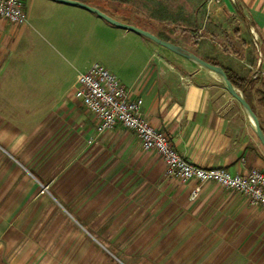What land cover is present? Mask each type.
I'll list each match as a JSON object with an SVG mask.
<instances>
[{
	"label": "crops",
	"instance_id": "1",
	"mask_svg": "<svg viewBox=\"0 0 264 264\" xmlns=\"http://www.w3.org/2000/svg\"><path fill=\"white\" fill-rule=\"evenodd\" d=\"M32 1L26 0V11ZM76 1L168 39L202 59L220 62L238 75L245 73L241 69L245 66L251 81L243 89L236 88L264 131V0H150L145 5L148 11L126 0ZM54 6L97 25L107 39L111 32L119 34L118 62L104 66L132 89L133 97L143 100L142 115L188 161L204 168L224 167L233 175L253 168L264 171V146L254 123L217 74L84 7L62 2ZM13 34L11 26H0V79L14 60ZM210 50L212 55L207 56ZM89 65L77 70L78 74ZM255 72H259L257 78H253ZM85 108L73 103L54 107L56 115L65 116L43 121L33 132L0 120V252L14 242L12 234L30 224L24 222L31 218L29 210L50 204L66 211L89 237L124 264L120 259L127 254L118 253L117 258L109 240L98 236L94 226H121L118 234L131 240L123 228L137 216L128 223L120 205L111 204L109 194L126 192L127 178L143 174L150 175L151 193L157 195L150 202L154 210L150 219L160 228L151 234L149 247L139 248L149 249V256L158 264L169 258L173 259L170 264H206L212 257H239L237 244L224 251L220 243L254 242L255 237H264L262 207L250 206L243 197L213 183L200 185L198 196L192 199L197 183L166 179L165 165L155 154H111L116 140L120 145L124 139H117L113 129L98 133L94 116ZM83 148L86 152H81ZM128 159L134 163L131 169ZM142 239L141 227L133 241ZM207 242H214V247L206 249ZM199 243L203 245L197 246ZM213 264L220 263L215 260Z\"/></svg>",
	"mask_w": 264,
	"mask_h": 264
},
{
	"label": "rangeland",
	"instance_id": "2",
	"mask_svg": "<svg viewBox=\"0 0 264 264\" xmlns=\"http://www.w3.org/2000/svg\"><path fill=\"white\" fill-rule=\"evenodd\" d=\"M126 1L148 11L145 5L148 7L150 0ZM56 3L54 0H34L28 3L26 24L16 25L0 19V26H11L14 29L15 40L10 47L14 50V60L0 79V120L4 124H13L16 129L33 132L43 121L65 116L56 115L54 107L73 103L82 109L85 108L74 95L77 70H83L85 64L93 62L107 67L118 62L117 49L121 42L118 33L111 32L110 38L107 39L97 25L58 9L54 6ZM23 27H26L25 32L21 31ZM209 52L207 56L212 55V51ZM113 131H116L117 139L123 138L125 142L121 140L118 145L116 140L115 147L112 146L109 150L111 154H124L129 157L136 153L150 152L155 154L160 164L164 163L155 150H143L133 131L121 126L114 127ZM81 152H86L85 148ZM127 166L131 169L134 163L128 159ZM164 176L174 183H179L167 176L166 168ZM148 177L150 175L143 174L127 178L126 192L109 194L111 204L120 205L121 214L125 212L128 223L132 220L131 217L137 216L136 220H132L123 228L128 238H131L130 241L123 240L124 237L118 234L121 226H94L98 236L109 240L117 258L118 253L127 254L120 259L124 264H158L157 259L149 256V249L139 248L149 247L151 234L160 228L150 219L154 213L150 202L154 201L157 195L151 193ZM219 187L246 200L237 191L220 185ZM262 209L264 210L263 207ZM27 213L31 218L25 219L24 222L30 224H24L22 230L19 228L18 232L12 234L15 236L14 242L0 252V264H122L89 237L62 208H54L49 204L45 209L29 210ZM140 217L142 221L138 220ZM123 221L125 220L122 219L121 223ZM141 227L143 239L133 241L135 233L138 234ZM204 244L209 250L215 243ZM220 244L224 251L238 245L241 255L233 258H208L206 264H213L215 260L220 264H264L262 235L255 237L254 242ZM199 245L202 246L203 243L197 246ZM135 246L138 248H134ZM142 253L148 254L142 257ZM168 260L170 261L163 259L160 264H170L173 259Z\"/></svg>",
	"mask_w": 264,
	"mask_h": 264
},
{
	"label": "built area",
	"instance_id": "3",
	"mask_svg": "<svg viewBox=\"0 0 264 264\" xmlns=\"http://www.w3.org/2000/svg\"><path fill=\"white\" fill-rule=\"evenodd\" d=\"M211 1L219 3L221 0ZM0 19L16 25L26 24V0H0ZM254 44L259 52L255 33ZM258 75L259 72L253 73V78ZM74 95L94 116L98 133L121 125L136 134L144 150H155L159 154L167 176L181 184L195 181L197 186L191 191L192 199L198 196L200 185L213 182L242 194L250 206L264 208L263 170L253 168L246 174L233 175L224 167L204 168L191 163L176 151L164 132L142 115L143 100L133 97L132 89L103 64L93 62L78 74Z\"/></svg>",
	"mask_w": 264,
	"mask_h": 264
},
{
	"label": "water",
	"instance_id": "4",
	"mask_svg": "<svg viewBox=\"0 0 264 264\" xmlns=\"http://www.w3.org/2000/svg\"><path fill=\"white\" fill-rule=\"evenodd\" d=\"M54 1L84 7L85 9L95 13L96 15H98L102 19L106 20L107 22L111 23L112 25H115V26L122 28V29H125V30H130V31L140 33L141 35L155 41L156 43L170 49L171 51H173V52H175V53H177V54H179V55H181V56H183L189 60L194 61L195 63H197L201 67H204V68L214 72L215 74H217L219 76V78L221 79V81L223 82L226 90L235 99H237L240 102V104L244 107V109L248 113L249 117L251 118V120L254 123L256 135H257L258 139L260 140V142L262 143V145L264 146V131L262 130V128L260 126V122L258 120L257 115L255 114V112L253 111V109L251 108V106L247 102V100L244 98L242 92L239 91L233 85V83L229 80V78H228L225 70L223 69V67H221L219 65L212 64V63L198 57L194 53L182 48L179 45H175L169 41L162 40L159 37H157L156 35L150 33L149 31H146V30L141 29L139 27H136L134 25H130V24L118 21L115 18H113V17L107 15L106 13L102 12L101 10H99L96 7L89 6L87 4H84V3L76 1V0H54Z\"/></svg>",
	"mask_w": 264,
	"mask_h": 264
},
{
	"label": "trees",
	"instance_id": "5",
	"mask_svg": "<svg viewBox=\"0 0 264 264\" xmlns=\"http://www.w3.org/2000/svg\"><path fill=\"white\" fill-rule=\"evenodd\" d=\"M167 41H169L168 39H166ZM246 42V41H245ZM247 45H249L248 42H246ZM247 52H250V48L249 46H247ZM212 64H215V65H219L221 67H223V69L225 70L229 80L233 83V85L235 87H238V88H245V86L251 81L250 80V75L248 73H250V71L245 67V66H241V69H243L245 71V73L243 75H238L237 71H230L229 69L225 68L223 66L222 63L220 62H217L215 60H212V59H204ZM247 73V74H246Z\"/></svg>",
	"mask_w": 264,
	"mask_h": 264
}]
</instances>
